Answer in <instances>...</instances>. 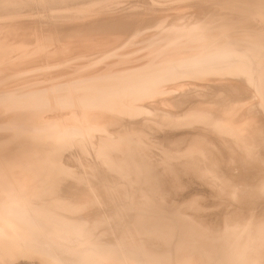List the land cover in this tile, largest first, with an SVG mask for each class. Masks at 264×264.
<instances>
[{"label": "bare ground", "instance_id": "bare-ground-1", "mask_svg": "<svg viewBox=\"0 0 264 264\" xmlns=\"http://www.w3.org/2000/svg\"><path fill=\"white\" fill-rule=\"evenodd\" d=\"M0 264H264V0H0Z\"/></svg>", "mask_w": 264, "mask_h": 264}, {"label": "rangeland", "instance_id": "rangeland-1", "mask_svg": "<svg viewBox=\"0 0 264 264\" xmlns=\"http://www.w3.org/2000/svg\"><path fill=\"white\" fill-rule=\"evenodd\" d=\"M145 36H148V33ZM134 41H136L137 43H139V47H137L136 49H137L138 52H140L139 53L140 56L150 55L152 50H160V48H163V46H164V44H161L160 46H158V47H156L154 49H147L149 47V45L143 43V40L142 39L141 40L140 39H136ZM138 41H141V42H138ZM141 52H143V53H141ZM113 53L119 54L117 52H113ZM120 57H121V55H117V57L115 59H112V62H118V61H120ZM52 73H59V72L58 71H53ZM37 76H39L41 78V76H43V74H40V75H37Z\"/></svg>", "mask_w": 264, "mask_h": 264}]
</instances>
